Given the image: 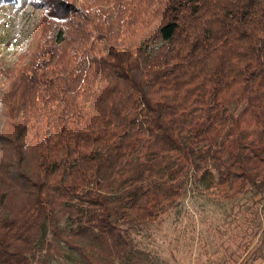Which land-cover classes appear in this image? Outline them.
I'll list each match as a JSON object with an SVG mask.
<instances>
[{
    "label": "trees",
    "instance_id": "obj_1",
    "mask_svg": "<svg viewBox=\"0 0 264 264\" xmlns=\"http://www.w3.org/2000/svg\"><path fill=\"white\" fill-rule=\"evenodd\" d=\"M42 2L0 81V264L123 258L191 177L264 199V0Z\"/></svg>",
    "mask_w": 264,
    "mask_h": 264
},
{
    "label": "rangeland",
    "instance_id": "obj_2",
    "mask_svg": "<svg viewBox=\"0 0 264 264\" xmlns=\"http://www.w3.org/2000/svg\"><path fill=\"white\" fill-rule=\"evenodd\" d=\"M44 10L42 0L0 4V81L30 45ZM159 42H150L149 48ZM209 170L216 180V171ZM210 179L191 177L183 197L155 221L122 223L130 250L107 264H249L251 250L262 247L264 199L250 192L227 198L228 192L207 186ZM47 264L86 263L66 251Z\"/></svg>",
    "mask_w": 264,
    "mask_h": 264
},
{
    "label": "crops",
    "instance_id": "obj_3",
    "mask_svg": "<svg viewBox=\"0 0 264 264\" xmlns=\"http://www.w3.org/2000/svg\"><path fill=\"white\" fill-rule=\"evenodd\" d=\"M260 241V244L262 247H257L256 245L252 250H251V260L248 262L249 264H264V228H262V234L260 238L258 239ZM258 248H260L258 250ZM261 251V252H260Z\"/></svg>",
    "mask_w": 264,
    "mask_h": 264
}]
</instances>
